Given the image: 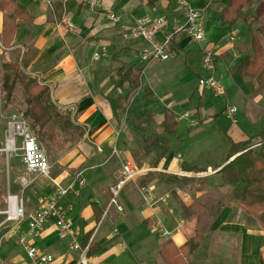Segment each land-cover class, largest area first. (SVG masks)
I'll use <instances>...</instances> for the list:
<instances>
[{"label": "crops", "instance_id": "0c3cea01", "mask_svg": "<svg viewBox=\"0 0 264 264\" xmlns=\"http://www.w3.org/2000/svg\"><path fill=\"white\" fill-rule=\"evenodd\" d=\"M12 1L22 6L27 16L17 19L10 43L4 44L5 10L0 7V54L5 62H20L25 75L47 85L52 101L68 115L71 125L65 140L60 141L62 149L48 151L49 177L27 172L18 149L21 139L16 137L17 149L7 152L3 149L6 136L1 134L0 152L6 160L4 165L0 161V264H32L19 242L21 238L26 245L52 255L51 264L77 263L79 253L69 249V235H59L54 216L37 232H29L26 221L41 207L42 199L54 193L56 185L69 184L73 185L72 191L61 197L58 205L71 221L77 241L89 243L88 256L95 257L92 264H164L159 253L164 241L170 240L180 250L197 233L202 236L198 247L186 257L179 252L186 264H264V230L240 205L228 200L207 222L204 213L199 215L200 204L194 199L206 192L215 193V197L218 191L223 193L221 182H211L216 176L221 177L220 169L238 153L228 157L230 143L225 140L226 147L216 157L209 155L214 148H206L200 154L202 162L190 159L189 154H177L178 144H183V150L196 145L183 136L181 118L191 135L205 131L209 123L216 125L206 96L210 89L198 85L203 75V45L177 33L170 59L144 63L140 51L145 43L121 37L120 25L132 24L144 15L164 16L167 29L183 24L185 16L175 0H101L99 6L81 0H51L50 4L43 0ZM189 1L201 11L204 26L208 18L214 20V26L205 30V37L217 45L216 78H227L237 88L235 79L241 78L253 89L252 93L262 92L251 100L256 116L247 106L250 94L246 101L240 98L235 102L250 127L248 135H241L236 128L230 136L217 125L214 137L229 138L234 143L251 136L264 138V86L254 77L234 74L243 58L253 54V25H245L242 19L232 25L220 24V11L227 0ZM106 10L119 16L120 22L112 23L104 14ZM63 16L71 22L72 29L59 23ZM242 27L244 40L240 38ZM232 30L236 31V38L231 42ZM162 37V32L157 35L158 40ZM103 48L104 54L94 59V52L101 53ZM127 68H142L141 89L130 91L126 83H116L118 71ZM19 87L20 84L14 88L13 97L19 94ZM143 89L152 96L140 100ZM127 93L126 103L113 104ZM22 96L24 99L25 93ZM179 106L188 108L184 113L189 112V118L177 116ZM165 110H170L178 120V138H172L168 155L159 157L153 151L148 155L149 162L138 166L133 156L138 137L135 114L151 113L156 130L161 132L159 124ZM5 112L21 114L9 107ZM190 119L198 123L192 125ZM203 145L216 146L215 138ZM126 162L144 171L122 187L117 197L121 207L118 209L110 205V187L120 177ZM191 177L200 179L202 187L192 189L188 184ZM142 187L148 188L150 195L141 191ZM8 195L17 196L23 203L25 217L21 221L6 219ZM203 207L208 210V206ZM206 224L208 227L202 229ZM164 230L168 233L164 234Z\"/></svg>", "mask_w": 264, "mask_h": 264}, {"label": "trees", "instance_id": "16d2710c", "mask_svg": "<svg viewBox=\"0 0 264 264\" xmlns=\"http://www.w3.org/2000/svg\"><path fill=\"white\" fill-rule=\"evenodd\" d=\"M252 1L227 0L225 7L220 11L219 23L232 25L240 18L246 21L249 14L244 9ZM0 7L5 10L2 39L4 44H9L18 25L17 19L21 16H27V14L22 6L12 0H1ZM259 33L262 39L255 32L252 33L251 47L253 54L246 55L243 58L234 74L254 77L264 83V29L259 30ZM22 67L23 65L17 61L1 64L3 74L1 75L0 94L3 107H8L13 98L14 88L16 85L21 84L25 93V109L21 112V116L31 124L38 141L42 142L46 137H49V132L54 127L62 132L69 129L71 121L68 115L60 112L52 101L50 88L45 84H39L36 78L25 75ZM141 73L142 68L137 70L132 68L120 69L116 83L120 85L126 83L130 91L137 88L141 89ZM143 94L146 98L152 96L150 91L144 89ZM127 99L128 93L119 97L113 104L123 105ZM159 126L162 129L161 132L156 130L151 113L135 114L134 127L138 133L135 140L137 152L143 151L146 156L153 151L159 157L168 155L171 151L172 138H178L176 134L178 120L170 110H165L163 120ZM255 138L256 136H251L247 140L235 143L227 138L230 143L228 157L238 154L220 169L222 180L220 185L223 186L225 198L240 205L244 213L252 217L264 230V138L259 136V146L254 148L252 146ZM135 152L133 151L134 158ZM141 162L143 161L138 160L136 164L140 166ZM193 169L195 167L190 170ZM201 238V233L195 234L186 247L180 250L170 240L164 241L159 251L164 264H186L181 254L186 257L192 253L198 247Z\"/></svg>", "mask_w": 264, "mask_h": 264}, {"label": "built area", "instance_id": "2783aa9c", "mask_svg": "<svg viewBox=\"0 0 264 264\" xmlns=\"http://www.w3.org/2000/svg\"><path fill=\"white\" fill-rule=\"evenodd\" d=\"M43 1L48 4L51 3V0ZM81 1L90 6H99L101 0ZM175 2L177 8L185 16L183 24H173L170 29H167L168 22L164 16L144 15L132 24L120 25L121 37L124 39L143 41L145 45L140 51V59L144 63H149L152 61H165L170 59L173 56L172 41L175 34H185L189 40L203 45L201 57L203 75L199 77L198 85L210 89L214 97L224 96L226 93L225 88L216 78L217 45L206 40L204 19L201 11L195 8L189 0H175ZM104 14L112 23L120 22L119 16L112 11L106 10ZM59 23L65 25L68 29H72L73 27L71 22L64 16L60 19ZM161 32L163 33V37L158 40L157 35ZM235 38L236 31L232 30L229 34V40L232 42ZM104 51L105 49L103 48L101 53L94 52L93 58L97 59L100 55L104 54ZM237 113L238 108L235 105H227L223 109V115L231 122H236ZM181 117L189 118L190 113L185 112L181 114ZM190 123L193 125L196 121L190 119ZM16 137L21 139V144L18 149L21 151V159L26 171L30 174L49 177L50 164L48 158L41 144L38 142L31 124L19 114H11L6 122V137L3 149L7 152L15 151V149H17L15 146ZM143 171V168L136 167L130 162H126L122 165L120 177L115 184L110 187V205H114L118 209H121L117 201L120 190L128 182L134 181ZM72 189V184L67 186L56 185L54 193L44 197L41 207L30 214L26 219L28 231L37 232L41 230L44 223L47 222L51 216H54L55 226L59 235H69L71 238L69 249L79 253L76 264H92L95 261V257L93 256L90 258L88 256L90 248L89 243L83 245L77 241L76 234L72 230L71 221L67 218L64 209L58 205L59 199L72 191ZM140 190L150 195V190L148 188L142 187ZM4 213L6 214V219L21 221L25 217L23 203L17 196L8 195L7 208ZM163 233L167 234L168 232L164 230ZM19 242L24 247L26 256L32 264H51L54 261L52 255L36 247L26 245L24 238H21Z\"/></svg>", "mask_w": 264, "mask_h": 264}, {"label": "rangeland", "instance_id": "374dc122", "mask_svg": "<svg viewBox=\"0 0 264 264\" xmlns=\"http://www.w3.org/2000/svg\"><path fill=\"white\" fill-rule=\"evenodd\" d=\"M244 11H246L249 15L246 18V21L243 18H240V19L243 20L245 25H248V23L252 24L253 28H254V32L256 30V32H255L256 35L260 39H262L261 34L259 33V30L264 29V2H262V0H253L250 5L245 7ZM242 20H240L239 23H242ZM212 26H214V20L212 18H208L206 20V23H205V30L209 27H212ZM223 31L226 32L227 29L224 28ZM245 35H246L245 29L242 27L240 38L242 40H244L246 38ZM262 43H263V41H262ZM5 61H6V58L4 57V55L0 54V84L2 81L1 75L3 74L1 64ZM220 81L226 90L227 96L224 95V96L214 97L209 90L205 89V90H207L206 96H207L208 104L211 105V112L215 116V119H216L215 120L216 125L213 123H209L205 126V127H207V129L205 131H202L201 133H198L195 135L188 134V128H187L188 125H187L185 119H182L181 115H180V114H182V112L184 113V111L188 108L183 107V106H179V108L177 110L178 111L177 116L178 117L180 116L181 119L179 120V122H180L181 126L184 127L182 134L185 138H187L186 139L187 142L190 141L192 143H196V145L192 146L193 149L183 150V144H181V145L178 144L179 146L177 145V147H178L177 148V154H180V155L189 154L190 159L194 160L196 158L194 161L202 162V160L204 158H200V156L202 154H204L203 151L206 148H214L212 150L211 154H210L211 151L209 150L210 157H216L217 155L222 153V151H223L222 149L224 147H226V144H227L226 142L228 141V139L227 138L224 139L222 137H214L213 132L214 133L216 132L217 125L219 127H221L223 130H225L228 133V135H230V136L232 135V131L235 130L236 128H238L240 130L239 132L241 135H243V133H245L244 135H248L250 127L245 122V115L242 113V110L240 109V107L237 104H235V102L240 101V98L243 100V102L246 101L248 98L247 95L250 94L249 98H248L247 106H248L249 111L253 114V116H256L257 113L255 111H253V109H255V108H254V106H252L251 100L256 98L260 93L262 94V92H259L258 90H254V92L252 93L253 89L250 87L249 84H245V81H243L241 78L235 79L236 84L239 85V88L234 86L233 83L230 82V80H228L227 78L222 77V78H220ZM259 84L261 87L264 86L263 82H260ZM21 94L24 95L22 85H21V87H19V94H17V96L15 94V97L12 98L11 103L8 105V107L10 109L20 111V112H22L25 109V102H24L23 96ZM143 95L144 94H142V96H140V98H141L140 100H143V98H144ZM262 98H264V97H262ZM227 105H235L239 109L238 113H237L236 122H231L230 120L225 119V117L221 114L223 112L224 107ZM0 106H1L0 107L1 108V110H0V122H1L0 136H1V134H4V133L6 136V132H4L5 131V122H7L9 116L11 114H14V113L9 112V114H8L5 112V108L3 107V104L1 101V94H0ZM16 114H18V113H16ZM144 114H146V113H144ZM197 123L198 122H196L193 125H196ZM54 128L52 131L49 132V137H46L45 140L42 142L38 141L39 143H41V146H42L47 158H49L48 156L51 154L48 152L50 149H53L54 151H56L57 149H62L61 147L63 146V144H60V141L65 140L64 137L67 135V132H69V129L62 132L59 129H57V128L54 129ZM216 135H217V133H216ZM220 136H222V135H220ZM214 138H215L216 146L208 145V147L207 146L205 147L203 145V143L214 140ZM225 140H226V142H225ZM259 140H260V138H255V140L253 142L254 143L253 146L254 145H256V146H254V148L259 146V144H258ZM1 146L2 145H0V147ZM136 146H133L134 149ZM148 157L149 156L146 157V155L143 154V151L142 152L141 151L135 152L136 163H138V160L139 161L142 160L143 162H149ZM0 158H1L0 161L4 165V162L6 160V156L4 154H2V152H0ZM143 162H141V164ZM150 164H153V163L150 162ZM190 179H191V181L188 184L192 189L197 187V186H199L201 188L202 185L204 184L203 182H200V179H198L196 177H191ZM220 179H221V177L219 178V176H216L214 179L215 181L214 182L212 181L213 183L211 182V184H215V183L218 184L219 182H221ZM3 181H5V177L3 178ZM222 192H224V190ZM223 194L224 193L220 194L218 191V193L216 195L218 197H215V193H213V192H206L200 198H196L194 196L195 202L198 205L200 204V207H199V209H200L199 213L200 214L199 215H202L204 213L205 214L204 217L207 220V222H208V220L211 219L210 216H212L213 213H215L216 211H218L220 209V206L222 204L228 203L229 199L225 198V196ZM203 205L208 206V210L206 208H204ZM206 227H208L207 224L202 226L201 228L203 229Z\"/></svg>", "mask_w": 264, "mask_h": 264}, {"label": "water", "instance_id": "95a60500", "mask_svg": "<svg viewBox=\"0 0 264 264\" xmlns=\"http://www.w3.org/2000/svg\"><path fill=\"white\" fill-rule=\"evenodd\" d=\"M232 160V159H231Z\"/></svg>", "mask_w": 264, "mask_h": 264}]
</instances>
